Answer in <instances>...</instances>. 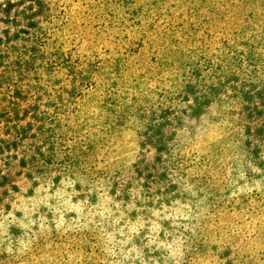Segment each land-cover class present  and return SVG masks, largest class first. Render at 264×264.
<instances>
[{"label":"rangeland","instance_id":"rangeland-1","mask_svg":"<svg viewBox=\"0 0 264 264\" xmlns=\"http://www.w3.org/2000/svg\"><path fill=\"white\" fill-rule=\"evenodd\" d=\"M240 53L264 62V0H0V264H264Z\"/></svg>","mask_w":264,"mask_h":264},{"label":"trees","instance_id":"trees-1","mask_svg":"<svg viewBox=\"0 0 264 264\" xmlns=\"http://www.w3.org/2000/svg\"><path fill=\"white\" fill-rule=\"evenodd\" d=\"M31 34V33H30ZM32 35V34H31ZM46 53H44L41 50V47H37L36 45H33L31 48V54L32 57L30 55V66H32L31 64H44L45 68L49 69V70H56L59 66H62L64 68H67L68 71L70 72V74H73L74 76V80L77 78H81V82L83 81V75L80 73V71H76L75 67H73L72 64H70V61H67L66 59H64L63 57H61V54L58 51H55L54 49H49V50H44ZM59 53V55H58ZM26 54V53H23ZM20 57L19 60H17V64L21 65L22 62L26 63V60H24L23 55L18 56V58ZM240 62L241 65L242 63H247L250 65H255L256 67H262L264 68V62L261 59V56H255V54H251L249 57H246V55L244 53H240ZM37 60H39L37 62ZM251 60V61H250ZM259 64V65H258ZM262 79L261 81L264 82V74L263 76H261ZM253 90H257V85H252ZM77 87H74V89L72 90H76ZM241 90V89H240ZM239 90V91H240ZM258 92V91H257ZM244 98H248V99H252V97H250L249 93L247 92L246 94L243 95ZM149 123L150 125L148 126L149 129H151L152 131L154 130L156 133L161 134L164 126L166 125V123H162L161 119H163V116L161 114V112L158 111H153L150 113V115L147 117V115L144 117ZM168 124V123H167ZM149 138H154V136H149ZM156 141H154L155 143ZM158 150H160L158 148ZM163 151V149H162ZM256 257L255 256H247L246 257V262H248V264H253L254 261H256Z\"/></svg>","mask_w":264,"mask_h":264}]
</instances>
